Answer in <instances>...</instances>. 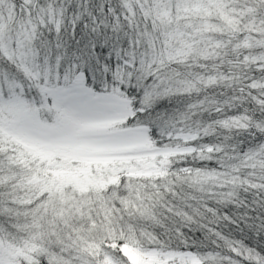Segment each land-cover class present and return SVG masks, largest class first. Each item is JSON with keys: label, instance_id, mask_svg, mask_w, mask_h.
Listing matches in <instances>:
<instances>
[{"label": "snow or ice", "instance_id": "obj_1", "mask_svg": "<svg viewBox=\"0 0 264 264\" xmlns=\"http://www.w3.org/2000/svg\"><path fill=\"white\" fill-rule=\"evenodd\" d=\"M0 6V45L11 42L7 58L39 86L28 44L61 20L34 0H24L27 20ZM118 19L131 48L88 114L55 93L29 106L22 85L0 84V264H264L217 230L236 221L209 206L243 204L242 190L264 212V0H122ZM171 95L197 98L175 118L149 120L152 103ZM245 136L252 146L241 151ZM192 225L227 254L186 250Z\"/></svg>", "mask_w": 264, "mask_h": 264}, {"label": "trees", "instance_id": "obj_2", "mask_svg": "<svg viewBox=\"0 0 264 264\" xmlns=\"http://www.w3.org/2000/svg\"><path fill=\"white\" fill-rule=\"evenodd\" d=\"M7 2L15 6L19 19H28L24 13V0ZM34 3L39 7H52L61 20L59 31L51 24L38 26L34 38L28 44L25 64L40 73L39 86L28 80L7 58L8 53L13 50L11 42L8 43L7 49L0 45V84L22 85L20 98L29 106L37 108L50 98L45 88H66L77 74L83 75L85 89L96 95H108L114 86V73L120 57L130 50L133 39L132 29L118 19L122 0H34ZM150 82L151 78L144 81V84ZM4 94L7 98V91ZM143 94L144 87L139 84L131 91V95L137 100ZM196 98L179 95L157 98L147 110L151 113L149 120L159 118L162 122L175 118ZM39 117L49 123L53 119V115L47 111H41ZM129 123L133 124L135 121L130 120ZM159 131L158 129L155 139L159 138ZM237 139L244 140L240 145L241 151L252 146L247 136ZM210 166L214 167L215 164ZM238 199L244 203L209 202V206L214 207L218 214L228 215L236 221L233 224H220L217 230L227 239L241 242L264 255V231L257 227L261 220H264V212L254 210L252 193L241 190ZM257 216L260 219H256ZM155 230L160 231L159 228ZM183 231L188 241L186 250L198 254H227L225 249L212 244V238L206 229L192 225Z\"/></svg>", "mask_w": 264, "mask_h": 264}, {"label": "rangeland", "instance_id": "obj_3", "mask_svg": "<svg viewBox=\"0 0 264 264\" xmlns=\"http://www.w3.org/2000/svg\"><path fill=\"white\" fill-rule=\"evenodd\" d=\"M79 77V79H77ZM71 91H65L66 88H45V91L49 93H55L58 97V101L62 102L64 106H71L75 111L76 115L82 116L88 114L85 105L93 98V93L85 89L83 85V75L77 74L71 81ZM105 95H96L95 97H104ZM100 114H106L104 110Z\"/></svg>", "mask_w": 264, "mask_h": 264}]
</instances>
